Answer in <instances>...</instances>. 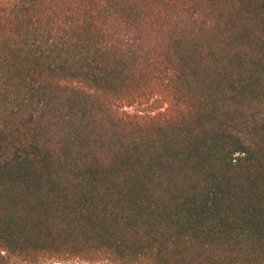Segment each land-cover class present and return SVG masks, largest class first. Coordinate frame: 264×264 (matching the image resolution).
Wrapping results in <instances>:
<instances>
[{
	"label": "trees",
	"instance_id": "1",
	"mask_svg": "<svg viewBox=\"0 0 264 264\" xmlns=\"http://www.w3.org/2000/svg\"><path fill=\"white\" fill-rule=\"evenodd\" d=\"M264 264V0H0V264Z\"/></svg>",
	"mask_w": 264,
	"mask_h": 264
},
{
	"label": "rangeland",
	"instance_id": "2",
	"mask_svg": "<svg viewBox=\"0 0 264 264\" xmlns=\"http://www.w3.org/2000/svg\"><path fill=\"white\" fill-rule=\"evenodd\" d=\"M55 264H59V263H55Z\"/></svg>",
	"mask_w": 264,
	"mask_h": 264
}]
</instances>
